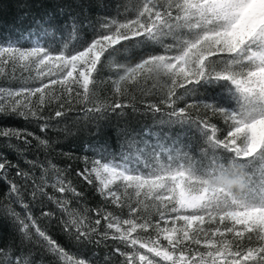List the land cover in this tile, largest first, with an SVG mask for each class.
<instances>
[{
  "label": "snow or ice",
  "instance_id": "1",
  "mask_svg": "<svg viewBox=\"0 0 264 264\" xmlns=\"http://www.w3.org/2000/svg\"><path fill=\"white\" fill-rule=\"evenodd\" d=\"M0 76V264H264V0H0Z\"/></svg>",
  "mask_w": 264,
  "mask_h": 264
},
{
  "label": "trees",
  "instance_id": "2",
  "mask_svg": "<svg viewBox=\"0 0 264 264\" xmlns=\"http://www.w3.org/2000/svg\"><path fill=\"white\" fill-rule=\"evenodd\" d=\"M9 75H11V72L9 73ZM17 75H19V73H17ZM0 79H3V77H2V76H0Z\"/></svg>",
  "mask_w": 264,
  "mask_h": 264
}]
</instances>
